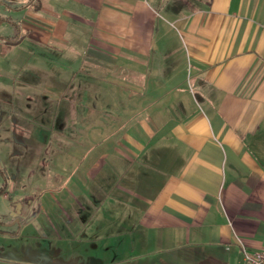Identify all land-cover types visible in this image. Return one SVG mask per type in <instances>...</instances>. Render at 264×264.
<instances>
[{
    "label": "crops",
    "instance_id": "1",
    "mask_svg": "<svg viewBox=\"0 0 264 264\" xmlns=\"http://www.w3.org/2000/svg\"><path fill=\"white\" fill-rule=\"evenodd\" d=\"M65 57L76 77L58 84L87 125L67 139L98 159L61 173L54 118L42 178L67 202L39 207L51 238L0 220V264H242L244 249H264V0H0L4 200L6 126L26 121L28 77L62 76L52 62ZM13 236L36 251L9 259L1 242Z\"/></svg>",
    "mask_w": 264,
    "mask_h": 264
},
{
    "label": "rangeland",
    "instance_id": "2",
    "mask_svg": "<svg viewBox=\"0 0 264 264\" xmlns=\"http://www.w3.org/2000/svg\"><path fill=\"white\" fill-rule=\"evenodd\" d=\"M31 63L37 64L41 62L32 61ZM52 63L53 69H56L62 76H42L40 78L29 76L28 84L34 86L32 88L28 87L23 94V102L18 103L20 108L16 111L23 115L26 121L18 124L17 119H12L10 120V124L6 126L11 139L14 140H12L13 143L10 145L11 156L2 158V161L9 171L7 179H10L14 183L15 189H10L11 197H8L7 200H4L0 196V220H3L7 225L10 224L13 229L18 230L21 228L23 234L28 235V233L38 229L48 233L50 238L53 235L52 229L49 227L46 218L39 214V207L43 205L52 213L54 206L57 204V199L63 204H66L68 199L65 189L62 192L54 190V194L48 192V188L46 187L51 184V180L49 182L48 178H42V174L48 177L51 175V169L47 171V168L48 165H51L50 155L52 151L50 143L54 118H60V137L64 139V144L60 148L64 156L58 158L59 166L65 167L61 170V173H67L69 166H71V159L73 161V169L77 168L80 164L85 165L87 168L90 164L96 165L99 155V149H94V147L91 151L89 148L83 147L75 150L72 147L74 143L69 142L67 139L69 137L68 128L76 134L83 133L84 128L87 126L85 125L84 127L83 125V120L86 118L85 109L77 107L75 108L76 110H72L74 107L68 103L69 98L72 96L71 87H62L58 84L62 80L71 81L76 77L73 74H67V65L73 62L65 57L60 58L58 61L55 59ZM41 65L42 68L50 70L52 64L51 62H43ZM4 86H6L5 83L0 79V88ZM11 95L14 98L17 97L14 90H12ZM14 98H11L12 101H14ZM72 111L75 112L76 124L68 125L66 117L72 116ZM102 117L100 114L88 115L87 118L93 122L88 128L94 130L96 127H99L100 120L103 119ZM17 130L21 131L19 134H22V136L19 137ZM70 154H75V156L73 157ZM83 154L85 156L90 155V157L84 158L82 157ZM42 168L46 172L41 173ZM19 170L23 172L20 173ZM64 185L61 184V186ZM81 185L83 187V184ZM70 187L73 186L70 185ZM56 188L54 187V189ZM90 189L92 190V187ZM82 190L84 191L83 188ZM13 221H15L14 224ZM61 224H63L62 221ZM1 243H3L4 250L6 251L4 252L5 256L9 259L13 258L14 255L20 256L21 252L23 254L27 251L29 253L30 251L35 252L37 246L36 240L28 241L18 236H13L12 239H5ZM19 261L18 264H32L31 262H24L26 260L21 257Z\"/></svg>",
    "mask_w": 264,
    "mask_h": 264
},
{
    "label": "built area",
    "instance_id": "3",
    "mask_svg": "<svg viewBox=\"0 0 264 264\" xmlns=\"http://www.w3.org/2000/svg\"><path fill=\"white\" fill-rule=\"evenodd\" d=\"M242 264H264V249L253 251L244 249Z\"/></svg>",
    "mask_w": 264,
    "mask_h": 264
},
{
    "label": "trees",
    "instance_id": "4",
    "mask_svg": "<svg viewBox=\"0 0 264 264\" xmlns=\"http://www.w3.org/2000/svg\"><path fill=\"white\" fill-rule=\"evenodd\" d=\"M5 188H6L5 186H3L2 188H0V194H2V193L5 191ZM3 231H4V232H8L7 229H6V230L4 229ZM9 233H10V232H9Z\"/></svg>",
    "mask_w": 264,
    "mask_h": 264
}]
</instances>
